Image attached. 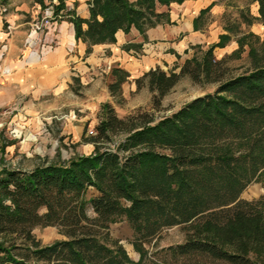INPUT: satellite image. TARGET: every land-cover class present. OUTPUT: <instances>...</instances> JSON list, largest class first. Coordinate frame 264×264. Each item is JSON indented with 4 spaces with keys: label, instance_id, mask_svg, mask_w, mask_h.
<instances>
[{
    "label": "trees",
    "instance_id": "1",
    "mask_svg": "<svg viewBox=\"0 0 264 264\" xmlns=\"http://www.w3.org/2000/svg\"><path fill=\"white\" fill-rule=\"evenodd\" d=\"M66 1L59 0L57 13L68 10ZM187 1L87 0L88 18L75 10L67 16L88 55L114 44L119 32L135 28L145 39L149 30L173 25L171 6ZM254 1L258 17L240 9L202 58L186 60L179 73L157 67L135 80L138 89L147 84L155 108L185 76L216 84L213 93L159 120L143 112L121 119L108 107L90 136L107 147L30 170L0 168V264H264V197L242 198L255 182L264 188V40L242 30L264 25V0ZM34 2L46 7V0ZM211 9L200 11L195 31ZM233 39V56L249 47L250 67L231 76L214 51ZM111 76L109 92L121 98L131 75L116 67ZM119 219L133 231L138 260L111 234ZM176 226L187 231L186 241L150 252L146 245ZM37 227H58L67 239L43 244Z\"/></svg>",
    "mask_w": 264,
    "mask_h": 264
},
{
    "label": "rangeland",
    "instance_id": "2",
    "mask_svg": "<svg viewBox=\"0 0 264 264\" xmlns=\"http://www.w3.org/2000/svg\"><path fill=\"white\" fill-rule=\"evenodd\" d=\"M66 2L69 11L75 10L77 13L83 14L85 0H67ZM58 4L59 0H46V7L42 8L35 4L34 0H9L6 6L1 5L0 2V12L3 10L4 15H21L23 20L31 24L26 42L28 47H33L35 42L46 34V28L51 24L55 25L66 21L63 20L64 18H67L68 21L67 9L56 12L55 6ZM189 6L185 4L172 5L175 21L171 28L175 26L176 30L180 28L182 31L181 33L177 32L173 39V43L176 44L174 50L180 51L181 56H176L178 58L176 62L171 61V57L167 56L166 60H161L160 65L156 64V67H160L165 72L179 73L185 58L186 60L193 57L202 58L205 52L218 42L219 37L225 34V21L235 22L239 19L240 9H248L253 16L258 17V5L254 0H227L214 11L211 9L201 29L194 30V33L193 31L189 32L191 28L188 27L189 21L186 17L191 8ZM196 6L198 9L197 4ZM191 11L195 12L196 9L192 7ZM224 13L226 17L223 16ZM4 17L6 19V16ZM5 19H3L4 31L7 27ZM242 30L243 32H252L264 40V25L260 22H255L250 27L243 26ZM117 43L118 39L114 44H110L112 45L110 48L98 53L99 57L104 54L109 61L85 63L87 70L84 72L81 69H76L75 76H70L68 87L64 90L62 87L58 89L59 94L44 95L35 103L30 95L26 96L24 101L28 102V107L20 111L22 117L15 111V108L22 109L19 107V100L13 102L9 107L0 108V168L30 170L43 163H54L58 160L67 161L74 157L90 155L94 152L96 145L107 147L105 142L90 141V136L97 135L96 127L105 118L108 107L112 108L113 112L121 119H127L132 115L137 116L143 112L159 120L171 115L193 99L213 93L216 89V84H197L185 76L162 100L161 105L155 108L152 103L153 96L147 84L138 89L135 83V80L146 72L141 73L137 70L132 72L134 67L131 66V76L138 77L129 79L123 85L121 98L111 96L108 89L109 84L113 82L111 72L114 68L122 65L119 60L114 61L119 54V50H116L117 47H115ZM51 44L53 45L52 42ZM78 45L79 42L74 48L76 52H79ZM237 49V39H233L225 48H216L214 51L218 60L225 59V67L231 76L238 75L250 67L249 47H245L240 56H233ZM70 51L72 50H69V53H71ZM6 52L7 50L4 49L2 56ZM142 58L144 55L128 60L135 62ZM81 61L84 60L81 58ZM122 136L119 134L114 138L118 140ZM262 197H264V188L258 182L251 184L242 194V198L248 201H256ZM88 213L90 216H94L91 208ZM33 233L43 244L67 239L58 227H37ZM111 234L120 241L133 260H138L139 254L132 245L133 231L125 219H119L112 225ZM187 236L188 233L183 226L166 228L156 240L146 246L150 252L156 253L169 246L184 243Z\"/></svg>",
    "mask_w": 264,
    "mask_h": 264
},
{
    "label": "crops",
    "instance_id": "3",
    "mask_svg": "<svg viewBox=\"0 0 264 264\" xmlns=\"http://www.w3.org/2000/svg\"><path fill=\"white\" fill-rule=\"evenodd\" d=\"M86 1L84 2L85 6H83V14L77 13L85 19L89 17V6ZM224 1L226 0H189L185 2L186 6L193 3L189 7L196 9L194 12L190 8L186 16L189 21L188 27L191 28L189 32H194V20L202 9L212 6V11H214ZM194 3L198 5V9ZM170 13L174 22L175 15L172 14V6ZM3 19L7 25L6 31L3 30ZM63 20L66 21L55 25L51 24L46 28L45 38L44 36L42 39L39 38L33 47H28L26 38L30 32L29 26L31 24L23 20L21 15H4L3 10L0 12V49H2L0 50V78H3L0 79V108L9 107L13 102L19 100V107L22 109L15 108V111L22 117L20 111L28 107V102L24 101L26 96L30 95L35 103L44 95L59 94L58 89L62 87L64 90L68 87L71 80L70 76H75L76 69H81L84 72L87 70L85 63L109 61L104 54V58H102L103 56L99 57L98 53L110 48L112 46L110 44L96 45L92 52L87 55V45L79 42V52H76L74 49L77 43L74 25L69 20L67 21V18ZM174 28H171V25H160L149 30L145 39L135 28L131 30L130 34L119 32L117 34L118 43L115 46L117 47L116 50H119V54H117L119 58L115 57L114 61L119 60L122 64L120 68L129 72L130 75L134 70L143 73L157 68L156 64L160 65L161 60H166L167 56H170L173 62L178 61L176 56H181V53L174 50L176 44L173 43V39L177 32L181 33L182 31L180 28L176 30L175 26ZM129 44H141L142 47L127 51L125 46ZM4 49L7 52L2 56ZM69 50L74 53L72 51L69 53ZM141 55H144L142 60H135V62L128 60L136 56L140 58ZM80 57L84 60L83 62ZM185 61L186 58L183 60V64ZM129 64L130 67H128ZM131 66L134 67L132 72ZM137 77L131 76L130 80ZM24 102L25 105L23 106Z\"/></svg>",
    "mask_w": 264,
    "mask_h": 264
}]
</instances>
